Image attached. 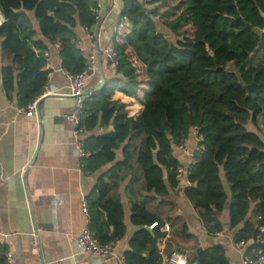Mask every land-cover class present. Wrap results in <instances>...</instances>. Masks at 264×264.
<instances>
[{
    "label": "trees",
    "instance_id": "obj_1",
    "mask_svg": "<svg viewBox=\"0 0 264 264\" xmlns=\"http://www.w3.org/2000/svg\"><path fill=\"white\" fill-rule=\"evenodd\" d=\"M121 1L122 41L114 42L118 79L91 97L82 119L91 133L85 170L93 174L115 164L87 199L91 231L101 244L125 238V207L116 190L129 170V190L138 185L144 201L132 207L131 224L139 229L124 254L128 264H159L158 243L168 236L167 223L192 238L186 222L175 216L176 205L161 201L181 191L208 236L223 230L219 216L228 208L231 228H241L235 241L255 248L264 228V92L256 95L247 86L264 83V0H184L164 12L159 0ZM97 9V0H0L2 52L10 58L1 71L3 89L16 93L21 108L48 81L42 70L49 47L35 40L29 14L45 39L60 44L63 69L77 75L87 61L73 43L75 29L93 28ZM116 92L137 98L144 106L139 117H129L126 105L113 101ZM195 128L201 140L184 168L176 147L194 139ZM98 129L106 134L95 135ZM120 150L123 161L116 163ZM180 169L190 184L184 189ZM7 251L0 244V264ZM193 261L230 264L220 245L205 248Z\"/></svg>",
    "mask_w": 264,
    "mask_h": 264
},
{
    "label": "crops",
    "instance_id": "obj_2",
    "mask_svg": "<svg viewBox=\"0 0 264 264\" xmlns=\"http://www.w3.org/2000/svg\"><path fill=\"white\" fill-rule=\"evenodd\" d=\"M97 3L96 11L103 17L101 44L106 48H114L115 41H122V1L97 0ZM29 16L36 32L35 40L48 44L47 66L53 68L48 85L56 94L39 103L37 116L28 117L19 106L16 93L7 94L3 89L1 71L10 62V58L3 54V39L0 38V244L6 246L13 255L14 264H97L93 258L84 255L78 256L75 261L71 257L75 255V241L88 227L87 216L82 211L83 205L88 204L87 199L94 191L99 177L115 164L93 174L86 171L85 167L78 166L75 143L70 135L73 126L67 120L76 101L69 96V74L62 67L61 47L60 44H52L45 39L34 14ZM96 28H91V34L96 33ZM75 35L76 41L80 43L78 49L87 64L94 60V71L86 90L101 83L102 73L106 83L116 82V69L104 55L96 53L95 39L82 27L75 29ZM113 101L125 104L129 117L135 119L144 109L136 97H127L120 92L115 93ZM103 134H106L103 129L95 132V135ZM90 136L91 133H88L87 137ZM197 149L198 142L192 138L188 139V153L184 154L176 147V156L184 168L192 163ZM122 161L123 154L120 150L117 152L116 163ZM131 165H135V162L132 161ZM126 171L128 178L120 183L116 192L125 207L127 234L115 244V256L107 258L102 264H116V257H124L129 250L130 239L139 229L131 224L132 207L143 204L144 197L137 194L138 185H133L129 190L133 176L128 174L129 170ZM124 172L122 170L118 175L122 177ZM184 173L179 176L181 189L190 186ZM114 180L118 181L117 175ZM143 195L150 197L145 193ZM161 201L176 205L175 216L186 222L189 234L192 235L188 239L189 244L195 242L198 247L196 250L185 249L188 246L173 243L172 228L167 223L168 230L165 229L166 225L164 230L168 232V236L159 241V250L171 251L180 247L193 260L194 254L201 252L200 249L203 251L207 247L220 245L225 248L230 264H243L253 243H246L244 248L238 247L235 236L241 228H231L228 208L219 216L223 230L214 236H208L182 191L178 196L171 194L168 199ZM250 220H254L252 215Z\"/></svg>",
    "mask_w": 264,
    "mask_h": 264
},
{
    "label": "built area",
    "instance_id": "obj_3",
    "mask_svg": "<svg viewBox=\"0 0 264 264\" xmlns=\"http://www.w3.org/2000/svg\"><path fill=\"white\" fill-rule=\"evenodd\" d=\"M115 7V4L113 5ZM95 15V26L96 33L91 34V29L89 27H84V31L91 37L95 39V50L98 55H104L107 60L114 66L117 67L119 64L118 53L115 48H106L101 44V25L103 22V17L96 11L93 10ZM5 22L3 15L0 13V27ZM77 48L80 47L78 41H73ZM94 60L92 59L91 64H87V68L80 74L68 75L70 93L69 96L75 99L76 104L74 110L71 114L67 116V120L72 124L73 128L70 131V135L74 140L76 147V155L79 159L78 166L84 168V160L87 159L90 154L85 149V143L87 140L88 132L82 127V119L85 112V104L91 101V96H86L85 92L87 89L88 80L91 73L94 71ZM53 68L50 66H45L42 73L48 77L47 85L45 86L42 94L36 97L31 103H29L24 109L28 117H34L38 114L39 103L48 97L54 96L56 93L49 87V78ZM193 138L199 143L201 137L199 136L198 128H195L192 134ZM178 150L184 154L188 153V139H182L180 144L177 146ZM181 175L184 173L182 169L178 171ZM83 213L87 216L88 227L82 232V234L75 241L74 249L75 255L71 257V260L75 261L78 256L84 255L93 258L97 264H102L107 258L114 257L116 253V246L114 244H101L96 239L94 233L90 229V212L87 203L83 205ZM157 227V224H153L150 229ZM168 230V226H165ZM246 242L242 241L238 244V247L244 248ZM5 264H14L13 255L7 251L4 254ZM159 264H198L197 262L191 260L190 255L183 250H171L165 251L163 249L159 250ZM116 264H128L124 257H116ZM243 264H264V228L260 229V235L257 239V245L255 248L251 249L245 256Z\"/></svg>",
    "mask_w": 264,
    "mask_h": 264
},
{
    "label": "rangeland",
    "instance_id": "obj_4",
    "mask_svg": "<svg viewBox=\"0 0 264 264\" xmlns=\"http://www.w3.org/2000/svg\"><path fill=\"white\" fill-rule=\"evenodd\" d=\"M184 2V0H159V3L157 4V6H158V10L160 11V12H164V11H166L167 9H170V8H176V7H179V6H181V4ZM118 7H120V5L118 6ZM139 69H142L141 67H139ZM228 70H230V71H234L235 70V66H234V64H229L228 65ZM180 223H178V225H179ZM177 225V226H178ZM178 227H176V229H177ZM171 236H172V240H173V243H179V244H181V245H186V246H188L187 248H185V249H192V250H196L197 249V247H198V244H196L195 242H190V244H189V242H188V239H186L185 237H181L180 236V234H178V233H176V232H174L173 231V229H172V231H171ZM199 240V238L198 237H196V240ZM180 248V247H179ZM194 258H195V254H194V256H193Z\"/></svg>",
    "mask_w": 264,
    "mask_h": 264
},
{
    "label": "water",
    "instance_id": "obj_5",
    "mask_svg": "<svg viewBox=\"0 0 264 264\" xmlns=\"http://www.w3.org/2000/svg\"><path fill=\"white\" fill-rule=\"evenodd\" d=\"M105 86H106V79H105L104 74L102 73V75H101V83L97 87H95V88H93L91 90H86L85 95L86 96L96 95V94L100 93V91ZM247 89L250 92H252V93H254L256 95H259V94L264 92V83L261 84V85H257L255 83H253L252 85L247 86ZM38 113H39V106H38ZM177 250H181V249L177 248ZM200 251H202V249H200L199 252Z\"/></svg>",
    "mask_w": 264,
    "mask_h": 264
}]
</instances>
